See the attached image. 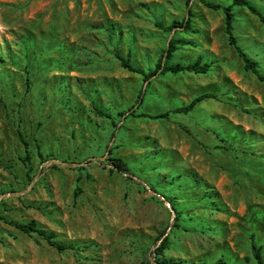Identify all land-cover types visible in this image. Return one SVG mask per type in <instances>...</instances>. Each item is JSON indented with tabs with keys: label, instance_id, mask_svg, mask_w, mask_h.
Instances as JSON below:
<instances>
[{
	"label": "rangeland",
	"instance_id": "1",
	"mask_svg": "<svg viewBox=\"0 0 264 264\" xmlns=\"http://www.w3.org/2000/svg\"><path fill=\"white\" fill-rule=\"evenodd\" d=\"M205 1L231 6L236 44L264 76V25L234 0ZM117 54L144 72L210 69L146 81ZM202 94L215 99L177 111ZM30 222L75 249L14 226ZM252 245L264 264V83L221 10L0 0V264H255Z\"/></svg>",
	"mask_w": 264,
	"mask_h": 264
},
{
	"label": "trees",
	"instance_id": "2",
	"mask_svg": "<svg viewBox=\"0 0 264 264\" xmlns=\"http://www.w3.org/2000/svg\"><path fill=\"white\" fill-rule=\"evenodd\" d=\"M202 2L209 9L221 10L223 12L225 32L227 34L229 44L234 46L235 50L237 51L238 55L240 56V58L242 59V61L244 63L245 70L252 72L254 75H256L257 79L260 82L264 83V76L259 73L257 64L255 62L251 61L242 52V50L239 48V46H237V44H236V41L233 37V17H234V15L231 11V6L223 7L219 4H212V3L206 2L205 0H202ZM233 5L243 6L250 13L255 15L258 18V20L264 25V14L261 13L256 7H254L247 0H234ZM186 23H187V21L185 22V24ZM173 50H174V43L170 42L169 48L167 50L168 56L171 55ZM115 57L120 61V65L122 68H124L130 72H134V73H137L139 75H142L146 81L148 79L152 78L153 76H155L158 71H160L161 75H164L166 73L177 74L180 72H188V73H195V74H206L207 71L210 69L209 64L201 63V62L197 61V62L192 63V64H187V65L176 64L174 66L173 65L165 66V65H162L161 63H158L152 72H144L141 69L134 67L130 63L129 59H125V58L119 56L118 54ZM139 96H138V99H139ZM205 99H215V95L202 94L200 96H197L189 104L179 108L177 111L180 113H188L193 109L194 106H196L198 103H200L201 101H203ZM166 116H167V114H163L161 117H166ZM19 136L21 137L20 140H21L22 144L27 146L26 140L24 139V137H22L20 132H19ZM29 158H30V156L27 155V159H29ZM108 160L111 162L112 166L117 171H120L123 173H128L130 171L127 163L124 160H122L121 158H109ZM182 177L183 176L179 175L176 177V179L181 178V181H183ZM183 183L184 182H182V184ZM172 187H176V186L174 185ZM200 188L203 189L202 187H200ZM163 195L165 196L166 194H163ZM173 209L176 212H178L176 206H173ZM14 226L18 230H20L21 232H23L25 234H29V235L36 234V235H38L39 237L43 238L44 241H46V243L49 247L54 248L59 252L66 251L68 249H70V250L75 249L72 245H66V244H62L61 242H57L56 240H54L55 237L53 234H51V233L47 232L46 230L40 228L39 226H37L33 222H30L27 224L14 223ZM166 242H167V237H164L162 240V245L158 247L157 252H161V250L164 248ZM251 249H252V256H253V260H254L255 264H263V258H262L261 252H260V248H257L254 245H252ZM161 264H169V263L161 261ZM200 264H205V263H200ZM212 264H226V263L222 259H219Z\"/></svg>",
	"mask_w": 264,
	"mask_h": 264
},
{
	"label": "water",
	"instance_id": "3",
	"mask_svg": "<svg viewBox=\"0 0 264 264\" xmlns=\"http://www.w3.org/2000/svg\"><path fill=\"white\" fill-rule=\"evenodd\" d=\"M60 164H62L63 166H65V163H63V162H59ZM116 170V169H115ZM13 195H20V194H18V193H14ZM5 196H10V194H5Z\"/></svg>",
	"mask_w": 264,
	"mask_h": 264
}]
</instances>
